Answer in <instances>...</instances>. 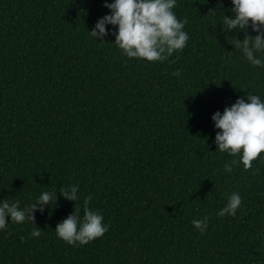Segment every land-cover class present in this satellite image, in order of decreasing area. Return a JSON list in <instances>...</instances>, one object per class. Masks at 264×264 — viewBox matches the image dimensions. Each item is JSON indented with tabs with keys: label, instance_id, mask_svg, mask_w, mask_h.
<instances>
[{
	"label": "trees",
	"instance_id": "trees-1",
	"mask_svg": "<svg viewBox=\"0 0 264 264\" xmlns=\"http://www.w3.org/2000/svg\"><path fill=\"white\" fill-rule=\"evenodd\" d=\"M105 2L0 0V201L26 210L57 191L35 224L6 217L0 264H264V152L226 172L242 151L217 150L212 120L247 93L264 100V66L233 45L244 33L222 31L232 0H176L189 39L156 62L123 55L118 26L91 36ZM76 185L77 202L60 195ZM232 193L240 208L218 216ZM89 196L108 231L69 245L57 224L75 204L82 219Z\"/></svg>",
	"mask_w": 264,
	"mask_h": 264
},
{
	"label": "clouds",
	"instance_id": "clouds-1",
	"mask_svg": "<svg viewBox=\"0 0 264 264\" xmlns=\"http://www.w3.org/2000/svg\"><path fill=\"white\" fill-rule=\"evenodd\" d=\"M232 4L230 11L233 16L224 15L222 31L241 30L244 39L236 38L233 44L235 49L239 48L253 66H264V61L256 57V53L264 52V0H232ZM104 6L111 10V14L99 19L90 34L96 40L103 41L109 34L106 25L118 26V31L112 33L116 37L115 44L129 58L164 61L186 46L189 36L183 29L188 21L178 20L172 11L176 0H115L110 4L105 2ZM249 27L257 33L255 36L248 35ZM172 75L178 76L180 73L174 72ZM247 100L249 102L246 103L245 99L239 98L231 107H226L223 114L217 111L212 116L216 129L220 130L215 137L217 150L231 156H238L242 151L239 160L225 163L224 169L228 173L239 164L243 165L245 171L251 169L253 161L264 152V100L252 93H247ZM78 187L62 186L59 193L66 200L77 202ZM90 201V196L83 201L82 219L81 209L75 204L73 213L57 224V236L69 245L76 246L77 242L81 246L87 245L108 231V226L102 223L103 216L89 208ZM56 202L57 191L43 192L26 210H20L17 203L10 204L6 198L0 201V229L6 228L9 222L6 217L9 216L11 222L16 224L26 220L35 224V212H43L45 206ZM241 203L239 193H232L226 207L217 215L235 216ZM208 219L204 217L192 223L203 233ZM40 235L39 228L31 232L32 237L38 238Z\"/></svg>",
	"mask_w": 264,
	"mask_h": 264
}]
</instances>
